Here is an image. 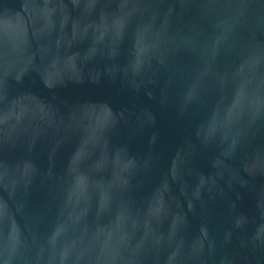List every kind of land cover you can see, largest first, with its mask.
Returning <instances> with one entry per match:
<instances>
[{
  "label": "water",
  "instance_id": "obj_1",
  "mask_svg": "<svg viewBox=\"0 0 264 264\" xmlns=\"http://www.w3.org/2000/svg\"><path fill=\"white\" fill-rule=\"evenodd\" d=\"M0 264H264V0H0Z\"/></svg>",
  "mask_w": 264,
  "mask_h": 264
}]
</instances>
